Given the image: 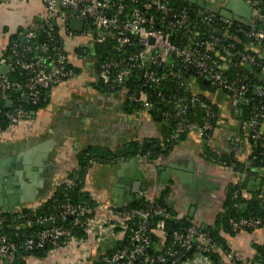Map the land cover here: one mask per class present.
I'll return each mask as SVG.
<instances>
[{"label": "trees", "instance_id": "trees-1", "mask_svg": "<svg viewBox=\"0 0 264 264\" xmlns=\"http://www.w3.org/2000/svg\"><path fill=\"white\" fill-rule=\"evenodd\" d=\"M110 1L115 4L122 3L127 6L128 11L134 8L137 9L148 20L152 21L154 27L158 26V29H161L163 33L169 34L172 43L178 48L187 49L191 47L194 49L197 46V52L200 55L203 53L202 43H212L213 40H216L215 47L220 55L225 51H229L232 54V57L228 58L230 67L224 73L228 81L236 86L247 85L249 87L244 96L248 103L245 104L242 100L239 101L238 106L232 111L233 115L243 122H248L257 116L259 123L264 126V101L253 93V87L262 86L264 82L258 78L255 69H252V72H248L246 70L247 67L240 63L241 51L249 42L243 33L238 32L233 26L227 27L225 20L220 18L218 13L201 10L195 5L188 3L187 0H164V5L172 11V14L177 16L185 14L186 16L182 27L173 31L169 30L168 25L172 21L164 17L161 12L151 5L152 0ZM262 9L263 5L260 6V12ZM65 13L67 12L65 11ZM109 15L116 18L118 23L124 20L123 15H114V10ZM259 17L262 22L256 23L255 27L264 30V17L261 16V13H259ZM85 24V30L93 29L90 19H87ZM241 28L244 31L246 29L243 25ZM32 33V38L11 36L8 39L6 51L3 54L7 64L15 66L14 64L17 61L31 63L38 58L45 59L47 57L53 60L57 55H62L67 61L64 64L65 70H72L75 74L79 72L76 67H73L66 55L62 29L53 26L51 30H48L43 21H38L34 23ZM113 34L114 30L109 29L103 41L92 46L91 53L97 59L94 88L102 93L125 90L128 96L134 97L137 101L132 102L131 112L144 110L145 104L151 105L154 108V111L151 112L152 116L159 115L164 127L159 139L144 142L133 141L113 149L93 147L78 152L76 154L77 168L67 176L70 183L56 187L52 195L44 203L40 204L37 210L23 212V215L27 216L28 220L31 221L36 218L53 216L55 225L68 229L71 237L60 239L58 247L69 244L72 238L83 240V232L71 226L70 218L62 222L57 216L61 211V207L65 204L81 205L88 209L94 207V203L89 199L88 194L83 191L86 173L93 164H114L119 161H132L139 158L155 162L161 158H167L191 133L185 128L186 124L194 123L197 128H201L208 120V123L214 128L217 120L218 112L216 108L207 99L199 95H193L185 83L188 79H194L199 86L204 87V77L193 68H184L180 61H175L178 66L177 71L172 69L171 72L165 64H159L158 62L146 63V67L158 79L156 84L146 83L141 75L142 71L138 69H132V73L122 81V84L115 83V75L119 69L113 68L112 64L121 62L132 53H137V49L130 47L118 49L112 39ZM132 42L134 43L133 39ZM50 60L46 64H49ZM173 60L175 59L173 58ZM104 65L110 66L105 71L106 76L102 74L101 70V66ZM5 75L9 80L22 84L33 76L30 72H24L18 67H14L12 71L6 72ZM52 88L53 86L40 89L39 99L35 105L30 102L25 104L19 92H9V99L12 101L10 108H7L4 101L0 100V130L10 126L8 116L14 108H20L26 114V119L31 117V113L44 109L49 102V93ZM211 89L216 90L215 88ZM179 99L187 107L184 114H181L175 108V104ZM207 110H210L213 115L208 119ZM212 134L213 130L203 132L199 137L200 141L204 142L199 153L200 159L206 164L218 165L226 170L232 169L231 172L234 174H244V178L239 182L229 184L224 188L221 211L215 216L212 224L202 230L187 217L176 219L175 212L169 205L171 190L167 187L161 192L159 198L153 202L139 199L118 210H113L115 216L124 220L128 228L110 250L104 251L103 256H108L116 250L128 251L133 246L130 236L132 235V230L140 222V217L138 215L129 217V215L131 211H137L149 215L146 219V235L149 244L143 255L137 257L133 264H182L195 258L199 255L197 241H193L191 248L188 250L179 248L173 241L175 233H185L191 227H195L210 239L209 251L201 255L207 258L210 264H226L225 253L232 251L228 247L226 239L228 237H236L243 232L250 234L255 231L250 228H236L238 221L248 217L264 218V143L258 140H251L249 136L243 134L247 153L244 150L245 153L241 159L242 161H240L239 158H235L234 154L219 155L214 152L209 144ZM240 134L242 136V133ZM157 208L163 211L161 218L154 215ZM0 216L6 220L0 226V231L11 240L23 242L30 234L28 231H22L15 236L7 227L12 214H0ZM160 219L163 222L162 237L156 231V223ZM41 229H43V225H35L33 227V231ZM251 249L253 255L243 261L237 259L236 264H264V245L254 243L251 244ZM50 250V246L28 253L18 250V259L15 264H25L23 258L29 254L40 257ZM168 251H174L175 254L172 256L168 254ZM93 264L102 263L97 261Z\"/></svg>", "mask_w": 264, "mask_h": 264}, {"label": "crops", "instance_id": "crops-1", "mask_svg": "<svg viewBox=\"0 0 264 264\" xmlns=\"http://www.w3.org/2000/svg\"><path fill=\"white\" fill-rule=\"evenodd\" d=\"M228 1L204 0V10L216 12ZM261 5L264 10V0ZM44 14L39 0H0V57L11 36L26 37L35 22L43 21ZM62 36L67 56L79 72L75 78L51 89L44 109L0 130V213L37 210L56 187L70 183L67 176L77 168L78 152L93 147L113 149L161 137L164 123L160 117L152 116L149 109L131 112L132 102L125 90L102 93L94 88L97 59L91 53L93 44L79 36L74 40ZM185 83L193 95L207 99L218 112L209 143L211 149L219 155L234 154L242 161L245 152L234 124L229 94L212 90L208 83L199 86L194 79ZM203 143L197 134L189 133L167 158L157 160L159 165L142 158L114 164L95 163L86 173L83 191L94 203L92 209L118 210L139 199L153 202L169 187V205L175 218L187 217L205 229L221 211L224 188L242 178L230 169L204 163L199 157ZM170 164L177 166L175 172L182 178L170 176L169 182L161 178ZM83 239L86 240L83 246H60L44 256L29 254L23 261L93 264L120 238L110 237L101 242L85 236ZM226 243L237 259L246 260L253 255L251 244L264 245V228L228 237Z\"/></svg>", "mask_w": 264, "mask_h": 264}, {"label": "built area", "instance_id": "built-area-1", "mask_svg": "<svg viewBox=\"0 0 264 264\" xmlns=\"http://www.w3.org/2000/svg\"><path fill=\"white\" fill-rule=\"evenodd\" d=\"M39 1L44 6L45 14L43 22L46 28L51 30L53 26L59 27L64 33V38L74 40L79 36V39L94 45L101 43L107 31L113 29L114 34L112 39L115 41L118 49L121 47L137 49V53H132L121 62L112 64L113 68L119 69L115 75V83L122 84V81L130 76L132 69H138L142 71V77L146 83L156 84L158 79L155 77L154 73L146 67V63L158 62L159 64H165L171 72L172 69L177 71L178 66L175 64L177 60L184 65V68H193L197 70V72L207 80L211 88L228 93L232 99L231 111L238 106L241 100L245 104L248 103V100H246L244 96L249 87L247 85L236 86L232 82H229L227 76L224 74L230 67L228 58L232 57V54L229 51H225L220 55L215 47L216 40H213L212 43H202L203 53L199 55L197 46L194 49L191 47L187 49L176 47L172 43L169 34L163 33L161 29H158V26L154 27L152 21L148 20L137 9L134 8L128 11L127 6L122 3L115 4L110 0ZM244 2L250 6L253 11L249 23L242 24L225 21V25L227 27H235L238 32L243 33L249 40L248 44L243 47L241 51L240 63L244 67L250 66L252 69H255L257 71V76L264 82V58L261 56L262 52H264V30L255 27L256 23L262 22V19L259 17L262 0H244ZM151 5L161 12L164 17L172 21L171 24H168L170 31L180 29L186 20L185 14L183 16L172 14V11L164 5V0H152ZM146 8L148 7L146 6ZM113 10L114 15L124 16L122 22L118 23L116 18L109 15ZM65 11L67 13H65ZM73 19H82L84 21L81 33L76 34L69 30V22ZM87 19H90L92 22V30H85ZM242 25L246 27L245 31L241 28ZM194 36H196V34H194ZM32 37L33 33L32 29H30L26 33V38ZM173 58L175 60H173ZM48 60H50L49 57L45 59L38 58L35 62L31 63L17 61L14 64L15 66H12L7 64L4 57H0V68H5L4 75L0 74V100L4 101V103L10 101L12 106V101L9 99V92L16 91L20 93L24 100H28L32 105H35L39 99L40 89H46L52 86L55 87L76 77V74L72 72V70H65L64 64H66L67 61L64 56L57 55L55 59L50 60L51 62L49 64H46ZM14 67H18L24 72H30L33 74L32 78L24 84L9 80L5 74L6 72L12 71ZM108 67L110 66H101L102 74L105 75V71ZM253 93L264 101V83L262 86H254ZM128 98L131 102H137L134 97L128 96ZM151 107V105H144L145 109H150ZM175 108L181 114H184L187 107L183 104V101L179 99L175 104ZM212 116L210 110H207V119ZM8 117L10 126H15L26 120V114L20 108H14ZM234 124L242 139L243 146L245 145L243 134L249 136L251 140H258L264 143V126L259 123L257 116L248 122H243L235 117ZM185 128L191 133L197 134L199 137L201 133L213 130L208 120L201 128H197L194 123L186 124ZM240 133H242V136ZM246 149L247 146L245 145L243 150L246 151ZM158 161L155 163L156 165H159ZM243 177L244 174H240V178ZM23 212V210L18 209L8 213H0L12 214L7 227L15 236L22 231L30 232L23 242H17L16 240H11L6 234L0 231V264H15L18 259V250H23V252L28 253L39 251L46 246H50L51 250H55L58 248V241L60 239L71 237V233L68 229L61 228L54 224L55 218L53 216H49L48 218H36L31 221L28 220L27 216L23 215ZM135 215L140 217V222L136 228L132 230L133 232L130 236L133 246L128 251L116 250L108 256L102 255L100 259L102 264H133L137 257L143 255V252L149 244L146 235V219L149 215L131 211L129 217ZM154 215L161 218L163 216V211L157 208ZM57 218L62 222L70 218L73 228L81 230L88 240H95V242H101L110 237L121 238L128 228L125 221L115 216L111 208L96 210L88 209L81 205L65 204L61 207V211ZM5 221L6 220L0 216V226ZM48 221L52 222L51 228L44 227L45 223ZM263 221L264 218H242L235 227L238 229L250 228L256 231L264 228ZM35 225H43V229L33 231ZM156 231L161 237L163 236V222L161 219L156 223ZM85 241V239L72 238L71 242L66 244V246H83ZM173 241L179 248L184 250L190 249L193 241L198 242L197 251L199 255L182 264H210L208 259L201 255L209 251L210 239L205 234L199 232L195 227H191L185 233H175ZM168 254L173 256L175 253L174 251H168ZM158 259L162 261L160 258ZM224 259L226 264H236L237 262V258L233 251L226 252Z\"/></svg>", "mask_w": 264, "mask_h": 264}, {"label": "water", "instance_id": "water-1", "mask_svg": "<svg viewBox=\"0 0 264 264\" xmlns=\"http://www.w3.org/2000/svg\"><path fill=\"white\" fill-rule=\"evenodd\" d=\"M216 1L221 2V3L223 2V0L222 1L216 0ZM187 2L190 4H194L201 10L205 9L204 0H187ZM216 12L218 13L219 17L225 21L242 23V24H248L250 17L253 14L251 7L248 6L244 2V0H229L226 4H224L221 8H219ZM261 14L264 17V10H262ZM83 26H84V21L82 19H73V20H70L68 28L70 31L74 33H81L83 30ZM261 56L262 58H264V52L261 54ZM246 70L248 72H252V68L250 66H248ZM4 73H5V68L1 67L0 74L4 75ZM141 75H142V72H141ZM258 78L261 79L259 76ZM207 83H208L207 80H204V84H207ZM24 103L27 104L28 100H24ZM5 106L7 108H10L11 107L10 101L5 102ZM149 111L153 112L154 108L151 107ZM30 115L34 116L35 114L31 113ZM156 118L159 119V115L156 116ZM175 170H177V166L170 164L165 170H163L161 174V178L165 180L166 182L170 181L171 179L170 176L177 177L179 179L182 178L180 174H177L175 172ZM118 203L120 204V201H118ZM119 204H117L116 206L118 207ZM2 213H8V212L3 211ZM51 226H52L51 221L46 222L44 225L45 228H51ZM200 229L203 230L204 228L201 227Z\"/></svg>", "mask_w": 264, "mask_h": 264}, {"label": "rangeland", "instance_id": "rangeland-1", "mask_svg": "<svg viewBox=\"0 0 264 264\" xmlns=\"http://www.w3.org/2000/svg\"><path fill=\"white\" fill-rule=\"evenodd\" d=\"M233 251V250H232Z\"/></svg>", "mask_w": 264, "mask_h": 264}]
</instances>
